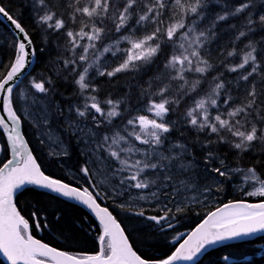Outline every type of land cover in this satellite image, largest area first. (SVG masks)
<instances>
[{"label":"snow or ice","instance_id":"obj_1","mask_svg":"<svg viewBox=\"0 0 264 264\" xmlns=\"http://www.w3.org/2000/svg\"><path fill=\"white\" fill-rule=\"evenodd\" d=\"M13 3L0 0L11 25L0 33L6 264H195L214 245L264 232V0ZM226 185L244 198L216 206ZM26 195L76 202L95 222L40 199L22 209ZM193 216L200 222L178 231ZM125 220L148 234L134 237ZM53 225L66 240L90 234L94 249L33 235ZM170 232L174 250L150 257Z\"/></svg>","mask_w":264,"mask_h":264},{"label":"trees","instance_id":"obj_2","mask_svg":"<svg viewBox=\"0 0 264 264\" xmlns=\"http://www.w3.org/2000/svg\"><path fill=\"white\" fill-rule=\"evenodd\" d=\"M20 0H14L13 7L17 8ZM24 22L28 25H31L30 19H28L27 13H25ZM9 28L7 25L0 19V33H3L5 36H8ZM2 43V41H0ZM47 59V54H40L37 62L34 63L30 73L35 75L38 72H41L45 68ZM63 91V89H61ZM25 138L29 140V146L34 148V155L38 158L43 156V152L47 151L44 149L41 151V145L37 141L36 136L33 134V128L28 126L26 123L24 126ZM6 143L5 137L2 131H0V144ZM44 159H47L44 157ZM51 174V173H49ZM240 188L236 185L225 186V190L220 194L216 200V206L221 205L222 203H227L229 200L243 199ZM37 199H40L44 204H51L53 207L60 208L67 219H75L79 222V219L82 217H88L90 223H94V218L81 206L77 204L70 203L66 200H50L48 196H39L34 197L31 195H26L20 197V204L18 205L22 209L34 204ZM250 202H255L258 198H249ZM211 207V206H210ZM209 209H205L207 211ZM23 214V213H22ZM27 218V216H26ZM200 220L193 216V218L187 222L184 228L179 229L178 231H188L191 228L195 227ZM124 223L127 226L129 232H132L134 237H142L148 234V230H141L142 223L137 222L136 220H125ZM137 229V231H133ZM75 236L74 240H66L63 235H61L58 228L53 225L50 229H45L44 231H36L33 229V235L37 238L43 240L46 243H49L53 247H63L64 250L71 252H89L92 251L95 247L94 241L91 238V235H85L82 232L76 231L72 233ZM176 233L170 232L168 234V244L164 246H158L156 248H149L148 255L152 258H163L164 255L170 254L174 250L171 246L172 237ZM139 251H144V246H140ZM227 256L228 259L225 260L224 257ZM0 264H5L0 257ZM195 264H264V236L257 237L253 240L231 243L223 245L217 248H214L207 253H205L199 261Z\"/></svg>","mask_w":264,"mask_h":264},{"label":"water","instance_id":"obj_3","mask_svg":"<svg viewBox=\"0 0 264 264\" xmlns=\"http://www.w3.org/2000/svg\"><path fill=\"white\" fill-rule=\"evenodd\" d=\"M0 18H1V20H2V21L8 26V28L11 29V25L9 24V22H8L6 19H3L2 17H0ZM68 202L79 205V204L76 203V202H72V201H68ZM79 206H81V205H79ZM81 207H82V206H81ZM82 208H83V207H82ZM85 210H86V209H85ZM86 211H87V210H86ZM87 212H88V211H87ZM260 236H264V232H262V233H256V234H254V235H251V236H248V237H244V238H242V239H240V240L225 241V242H223V243H221V244L214 245L213 247L209 248L208 251H210V250H212V249H214V248H217V247L223 246V245H227V244H231V243H237V242H243V241L252 240V239H254V238H256V237H260ZM36 238H37V237H36ZM38 239H39V238H38ZM177 246H178V245H177ZM208 251H207V252H208ZM207 252H206V253H207ZM202 256H203V255H202ZM202 256H200L199 259L196 260L195 262L199 261L200 258H201ZM1 259H2L3 262L6 264L5 259L2 258V257H1ZM185 264H193V262H185Z\"/></svg>","mask_w":264,"mask_h":264},{"label":"bare ground","instance_id":"obj_4","mask_svg":"<svg viewBox=\"0 0 264 264\" xmlns=\"http://www.w3.org/2000/svg\"><path fill=\"white\" fill-rule=\"evenodd\" d=\"M1 19V18H0ZM8 27V26H7ZM34 65V64H33ZM32 65V67H33ZM32 67L30 69H32ZM30 69L28 71H30ZM194 228V227H193ZM187 231V230H186ZM261 237V236H260ZM257 238V237H256ZM255 239V238H254ZM253 240V239H252ZM44 242V241H43ZM46 243V242H45ZM196 263V262H195Z\"/></svg>","mask_w":264,"mask_h":264}]
</instances>
